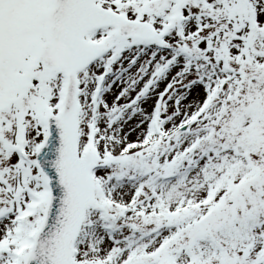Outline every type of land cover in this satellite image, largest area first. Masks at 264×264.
<instances>
[{"label": "snow or ice", "instance_id": "1", "mask_svg": "<svg viewBox=\"0 0 264 264\" xmlns=\"http://www.w3.org/2000/svg\"><path fill=\"white\" fill-rule=\"evenodd\" d=\"M0 264H264V0H0Z\"/></svg>", "mask_w": 264, "mask_h": 264}]
</instances>
